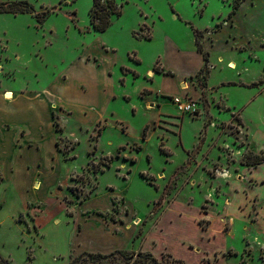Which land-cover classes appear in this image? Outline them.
Masks as SVG:
<instances>
[{"label":"rangeland","instance_id":"374dc122","mask_svg":"<svg viewBox=\"0 0 264 264\" xmlns=\"http://www.w3.org/2000/svg\"><path fill=\"white\" fill-rule=\"evenodd\" d=\"M6 1L33 11L0 14V86L25 93L15 106L4 93L0 101V257L71 264L121 250L182 264H264V148L253 150L264 146V0L237 9L236 0H115L122 14L102 33L89 24L92 0ZM194 30L208 64L186 76L199 57ZM83 55L96 64L83 66ZM62 76L69 87L58 99L71 113L55 110L51 121L46 105L58 102L51 85ZM183 83L200 97L182 96ZM212 87L222 101L203 90ZM164 92L196 101L197 113L178 114ZM21 127L31 141L44 137L41 153L16 156ZM249 154L261 164L246 166Z\"/></svg>","mask_w":264,"mask_h":264},{"label":"crops","instance_id":"0c3cea01","mask_svg":"<svg viewBox=\"0 0 264 264\" xmlns=\"http://www.w3.org/2000/svg\"><path fill=\"white\" fill-rule=\"evenodd\" d=\"M198 56L199 57H197L196 58V61L194 62V60H192V63L190 62V61H188V60H186V63L188 64V65H190V63H191V65H190V68H191V72H189V74H187L186 76H190V75H194V74H196V73H198L201 69H204L206 66H207V64H208V59L207 60H205L204 59V57H203V55L199 52V54H198ZM87 57H90V56H85V55H83V56H81L80 57V61L82 62V65L84 66V65H91L92 66V64H96V61H97V59L94 61L93 59L92 60H87ZM94 58V57H93ZM42 59V58H41ZM40 62L42 63V60H40ZM229 62H232L234 65H236L235 64V62L233 61V60H230ZM228 62V63H229ZM227 63V64H228ZM236 67V66H235ZM122 69L123 68H125V67H121ZM162 68V67H161ZM210 68V70H212L211 69V66L209 67ZM126 69V73H135V72H132V70L131 69H129V68H125ZM165 69V68H164ZM230 70V69H229ZM230 71H234V70H230ZM25 72H31V69L30 68H25ZM170 72V71H169ZM147 73H149L150 74V76L152 77V79L153 78H155V76L156 75H158L159 74V72L157 73V72H155V71H153V70H151V69H149L148 71H147ZM152 73V74H151ZM171 73V72H170ZM123 75H127V74H123ZM162 75H164V74H162ZM172 76H173V74H171ZM180 76L178 77V79H177V81H178V83H179V85H178V87H180V85H181V83H180V78L181 77H183L185 74H179ZM209 75H211V72H210V74ZM161 76V75H160ZM122 80V79H121ZM68 81L69 80H67L66 79V76H62V77H59V78H57V79H54V82L52 83V85H51V87H52V89L54 90V91H56L57 92V94H56V99L58 100V102H55V101H50V100H48V103H47V105H46V111L50 114V117H51V121H52V114H53V111H55V110H57V112H59V113H62V114H64L65 112H69L71 109H67L66 107L64 108V105H62V103L61 102H59V97H60V94L61 93H63V88H64V86L67 88V87H69L68 85H69V83H68ZM226 81V80H225ZM224 81V82H225ZM223 82H221L220 83V86L221 87H223V84H222ZM238 83H240V84H244V83H242V82H238ZM255 82H253V83H251V84H249V85H247V86H237V85H234V84H229V87H234V88H237V87H245V88H252V87H254V86H252V84H254ZM0 85H1V82H0ZM73 85V84H72ZM146 89H143V90H148L149 92H151L150 91V87L146 84ZM83 87V86H82ZM143 87V86H142ZM204 91L206 90V92L210 95V94H212V93H214V95H213V97H211L212 99H215L216 101H222V99H221V97H222V94L221 93H219V96H216V91L213 89V87L212 88H210V89H208V88H204L203 89ZM183 91V93H182V96L183 95H185V94H191L192 95V97H194V98H199L200 97V92L196 89V88H191V89H187V90H182ZM6 92H11L12 93V95H13V99L11 100V101H7V102H9V104H10V106H15L16 105V102H18L20 99H22L23 97H24V91H22V89L21 88H17V90H13L12 88H1V86H0V101L4 104L5 103V101L6 100H4L3 99V93H6ZM163 94V93H162ZM165 95H170V96H177V95H179V93H175V94H172V93H166V92H164V94H163V97L160 99V100H162L163 102H164V100H166L167 99V97H165ZM111 97L112 96H110L109 97V99H111ZM115 98V96H113L112 97V99H114ZM256 98H255V95L251 98V100L250 101H253V100H255ZM223 103V102H222ZM23 110H29V108L28 107H25V108H23ZM218 111V110H217ZM241 112L243 111V108H242V110H240ZM24 113L23 114H26V116H28V119L30 120L31 119V117H32V113H34V111L33 110H30V111H23ZM32 112V113H31ZM219 112V111H218ZM222 112V111H221ZM70 113H71V111H70ZM220 113V112H219ZM99 121H104L105 123H106V121H107V119H102V117H99L98 119H97V123L99 122ZM96 125V124H95ZM3 128H4V130H5V133H8L9 132V129H10V124L9 123H7V122H5L4 124H3ZM25 127H21V128H19L18 129V139L16 140V144H15V147H18V150L16 151V156L18 155L19 156V158L21 157V154H22V152L24 151V150H26V151H28V150H30L31 152H38V153H41V151H42V149L43 148H46L45 146H44V143H43V145H42V143H40V141L42 140V141H44V137L43 136H40L38 139L39 140H35V141H31L29 138H28V134H27V132H26V130L24 129ZM52 131H54V129L52 128ZM55 132V131H54ZM56 133V132H55ZM51 135V134H50ZM57 135V134H56ZM56 137H55V135H51V139H50V141H52V150H54L55 152H56V149H55V141H56ZM45 140H49L48 138L47 139H45ZM21 142V143H20ZM18 143H20V144H18ZM262 148H264V146H262V147H258V148H254V144H253V150H260V149H262ZM57 153V152H56ZM45 155H46V149H45ZM50 155V154H49ZM15 155H13V158H12V165H16V163H17V157H16ZM47 157V156H46ZM51 161H52V158H51V160H50V163H49V165L48 166H50V164H51ZM42 160L40 159V160H38V162H36L37 164H36V168L33 166V170H34V172H35V174L33 175V177H32V179H33V183H32V186H34V185H36V187H37V185L38 184H36V183H39V185H40V182L39 181H37L36 180V177L38 176L37 175V172H38V170L41 168V164H42ZM27 165H25V167H26ZM27 168V167H26ZM29 168L30 167H28V170H29ZM258 177H264V167L262 168V169H260L259 171H258ZM0 175H1V173H0ZM2 177V176H1ZM241 203V200L240 199H233V202L231 203V207H230V210L232 211V214L233 215H238V213L239 212H237V211H239V209H237L236 207H237V205L238 206H240L239 204ZM263 222H264V220H263ZM264 224V223H263ZM262 224V225H263Z\"/></svg>","mask_w":264,"mask_h":264},{"label":"trees","instance_id":"16d2710c","mask_svg":"<svg viewBox=\"0 0 264 264\" xmlns=\"http://www.w3.org/2000/svg\"><path fill=\"white\" fill-rule=\"evenodd\" d=\"M243 0H236L234 7L237 9ZM123 4H117L115 0H92L91 8L88 12L89 24L91 29L95 32L102 33L107 30L110 25V19L112 16L120 17L122 14ZM33 11V6L27 1H16V2H0V14H30ZM234 12H231L233 14ZM46 12L43 13V17L36 16L37 24L43 25L47 19ZM194 44L196 50L200 52L204 59L207 60L208 54L204 52L202 44L200 42V31L194 30ZM145 38L150 39L151 36H145ZM158 73V72H157ZM256 84H252L255 86ZM146 129V127H145ZM145 129L143 132V139H145ZM199 146L197 147V149ZM262 158L258 155L249 154L245 156L246 166H257L261 164ZM175 177V174L168 181V185ZM1 179V175H0ZM92 258L95 257L96 261H113L118 260L122 264H182L180 260L173 259L167 256L164 260H157L152 256L151 253H145L138 251L136 253H127L125 251L117 250L111 252L107 255L95 254V253H81L78 257L74 258L71 264H77L82 258ZM0 262L2 264H10L7 260L0 257Z\"/></svg>","mask_w":264,"mask_h":264},{"label":"built area","instance_id":"2783aa9c","mask_svg":"<svg viewBox=\"0 0 264 264\" xmlns=\"http://www.w3.org/2000/svg\"><path fill=\"white\" fill-rule=\"evenodd\" d=\"M170 103L180 115H195L198 111L197 102L189 98L173 96Z\"/></svg>","mask_w":264,"mask_h":264},{"label":"bare ground","instance_id":"6f19581e","mask_svg":"<svg viewBox=\"0 0 264 264\" xmlns=\"http://www.w3.org/2000/svg\"><path fill=\"white\" fill-rule=\"evenodd\" d=\"M228 68L235 69L234 64L233 63H229L228 64ZM182 90H187V84L186 83H183ZM4 98L7 99V100H11L13 98V95H12L11 92H6V93H4Z\"/></svg>","mask_w":264,"mask_h":264}]
</instances>
